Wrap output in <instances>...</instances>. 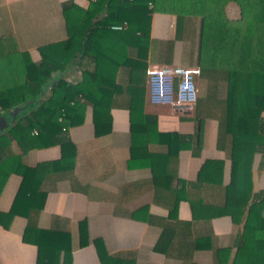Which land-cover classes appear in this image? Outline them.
<instances>
[{"label": "trees", "instance_id": "16d2710c", "mask_svg": "<svg viewBox=\"0 0 264 264\" xmlns=\"http://www.w3.org/2000/svg\"><path fill=\"white\" fill-rule=\"evenodd\" d=\"M229 2L238 6V17L230 18L226 14ZM72 4L68 1L64 6ZM153 10L177 16L178 37L191 33L195 36L191 55L200 70L194 108L195 132L188 140L177 133H161L168 148L161 162L168 164L170 156L190 146L188 142L197 143L201 121L216 118L219 124L217 145L231 161L230 180L221 185L220 180L214 179L222 169L221 160L205 161L194 187L202 182L215 184L211 186L222 201L206 203L197 196L196 199L190 197L189 202L195 217L229 215L235 225L242 222L230 264H264V190L253 195L251 180L255 153L264 149V0H93L81 18L66 20L68 38L48 45V52L42 51L39 62H33L23 53L27 80L0 89V115L30 100L36 103L23 120L0 129V190L8 173L21 177L10 208L0 213V224L7 227L14 216L26 219L22 240L37 247L35 264H47L51 248L60 249L66 256L71 247L68 230L38 225L46 173L73 168L74 146L68 139L61 140L59 134L82 122L87 105L92 109L95 133L108 132L109 111L115 99L126 101L132 133L149 132L147 126L139 123V119L149 117L143 113V89L127 85V90H122L116 75L122 66L147 67ZM189 18L196 21V27L186 26ZM123 22L127 24L125 28H111ZM84 60L92 66L82 67L80 80L72 83L62 75L71 66H81ZM223 82L225 96L218 102V89ZM46 88L49 91L42 96ZM121 90L126 96H120ZM13 140L22 151L59 142L62 156L57 161L30 166L13 153L10 147ZM134 158L131 152L129 165ZM173 176L156 170L154 175V181L162 186V194L170 196V202L163 203L168 209V218L160 222L162 232L154 246L166 256L183 254L171 248L175 243L170 230L175 225L170 221L176 218L177 204L184 197L183 186L187 182L180 181V187H172ZM79 229L81 243H84V222ZM191 245L194 249L207 246L203 239H194ZM110 258L115 264H126L119 257ZM228 260L229 249L215 251V262L227 264Z\"/></svg>", "mask_w": 264, "mask_h": 264}, {"label": "crops", "instance_id": "0c3cea01", "mask_svg": "<svg viewBox=\"0 0 264 264\" xmlns=\"http://www.w3.org/2000/svg\"><path fill=\"white\" fill-rule=\"evenodd\" d=\"M68 1L73 4L65 7L64 3ZM91 1L0 0V89L26 81L23 53L33 62H39L42 51L48 52V45L68 38L66 20L81 18ZM229 4L235 3L226 5V14ZM188 22L186 26L190 29L196 27L193 18ZM194 42L192 33L177 36L175 14L153 10L147 67L122 66L118 69L116 80L122 90L126 91L127 85L143 89V113L149 117L139 119V123L147 126L148 134L131 132L130 112L126 101L120 99H115L110 107L108 132L95 133L92 109L87 105L82 122L59 134L61 140L68 139L74 146L73 168L46 173L38 225L68 230L71 247L66 256L60 249L51 248L47 264H115L112 256L126 264H219L215 262L218 248L229 249L227 264H230L242 232V222L235 225L229 215L195 217L189 202L190 197L196 199L199 196L206 203L222 201L221 195L211 186L215 184L202 182L194 187L205 161L221 160L222 169L214 179L220 180L221 185L230 180L231 161L217 145L218 120L204 118L197 143L188 142L190 146L178 150L165 164L161 162L162 155L168 148L160 134L177 133L188 140L196 128L195 109L185 111L167 104H152L148 99L146 70L153 65L197 66L191 55ZM91 66L84 60L81 66H71L62 75L75 83L81 78L82 67ZM48 89H44L42 96ZM122 90L120 96H126ZM225 91L224 82L220 83L218 102L224 99ZM30 110L21 111L17 107L1 113L0 129L23 120ZM133 141L135 146L131 149ZM10 147L30 166L57 161L62 156L59 142L22 151L13 140ZM131 152L135 158L129 165ZM263 161L264 149L255 153L252 163L253 195L264 190ZM155 170L174 175L172 187H180V181L187 182L183 186L184 197L177 204L176 218L170 221L175 225L170 230L171 240L175 243L171 248L182 255L166 256L154 249L162 232L160 222L168 218V209L163 203L170 202V196L162 194V186L154 181ZM20 181L21 177L14 172L6 176L0 190V213L10 208ZM81 222H84V243L80 238ZM25 224L26 219L22 216H14L7 227L0 224V264L36 263L37 247L22 240ZM194 239H203L207 246L194 249L191 245Z\"/></svg>", "mask_w": 264, "mask_h": 264}, {"label": "built area", "instance_id": "2783aa9c", "mask_svg": "<svg viewBox=\"0 0 264 264\" xmlns=\"http://www.w3.org/2000/svg\"><path fill=\"white\" fill-rule=\"evenodd\" d=\"M126 22L111 25L112 29L126 27ZM199 67L153 65L146 70L148 99L152 104H167L192 111L197 101ZM35 132V130H34Z\"/></svg>", "mask_w": 264, "mask_h": 264}, {"label": "rangeland", "instance_id": "374dc122", "mask_svg": "<svg viewBox=\"0 0 264 264\" xmlns=\"http://www.w3.org/2000/svg\"><path fill=\"white\" fill-rule=\"evenodd\" d=\"M227 15L230 18H236L239 15L238 7L235 4H229L226 8Z\"/></svg>", "mask_w": 264, "mask_h": 264}, {"label": "water", "instance_id": "95a60500", "mask_svg": "<svg viewBox=\"0 0 264 264\" xmlns=\"http://www.w3.org/2000/svg\"><path fill=\"white\" fill-rule=\"evenodd\" d=\"M34 103H36V101L30 100L27 103H25L24 105H22L20 107V110L27 112V111H29L31 109V107L33 106ZM1 125H2V122H0V126ZM262 216L264 217V206H263V209H262Z\"/></svg>", "mask_w": 264, "mask_h": 264}]
</instances>
